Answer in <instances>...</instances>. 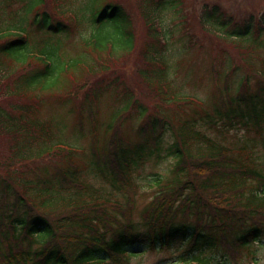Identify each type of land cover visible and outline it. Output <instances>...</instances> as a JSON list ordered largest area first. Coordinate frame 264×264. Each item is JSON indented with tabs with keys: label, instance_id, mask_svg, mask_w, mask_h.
Here are the masks:
<instances>
[{
	"label": "trees",
	"instance_id": "trees-1",
	"mask_svg": "<svg viewBox=\"0 0 264 264\" xmlns=\"http://www.w3.org/2000/svg\"><path fill=\"white\" fill-rule=\"evenodd\" d=\"M50 1L0 0V264H133L164 252L151 264H264V172L251 165L256 159L247 147L228 149L198 128V115L179 109L198 103L183 92L196 76L193 67L209 70L217 83L218 96H213L224 99L220 79L228 83L231 72L220 69L241 60L248 73L237 84L242 94L227 105L212 102L214 115L226 117V126L237 125L235 120L256 126L264 138V13L238 19L219 6L204 5L195 12L182 7L183 0H139L135 9L134 0H125L134 5V25L122 5L104 6L109 0L100 5L78 0L86 4L78 16L61 7L64 0ZM26 13H32V24L45 37L40 53L26 28ZM172 15L173 27L166 31L164 23ZM80 24L86 34L74 53L64 57L63 36ZM174 30L185 35L180 61L169 59L167 52ZM189 51L207 52L210 64L203 56L202 63L187 60ZM31 61L37 65L28 67ZM167 61L173 65L165 66ZM75 72L80 74L72 79ZM82 77L85 83L72 95L93 115L100 113L106 92L115 90L132 102L120 104L110 97L119 117L107 128V147L98 155L97 167L88 164L90 171L128 189L143 179L146 161H162L165 154L174 160L164 175L168 181L154 179L155 196L139 222L121 201L78 184L81 149L58 134L63 118H41L46 97L72 100L71 85ZM250 81L255 93L247 87ZM143 86L157 95L154 106L161 113L139 104L136 87ZM134 105L141 128L131 146L124 144L122 121L132 117ZM167 105L183 114L168 119ZM167 120L172 134L163 153L157 133ZM93 143L98 145V137ZM48 167L60 184L42 178Z\"/></svg>",
	"mask_w": 264,
	"mask_h": 264
},
{
	"label": "rangeland",
	"instance_id": "rangeland-1",
	"mask_svg": "<svg viewBox=\"0 0 264 264\" xmlns=\"http://www.w3.org/2000/svg\"><path fill=\"white\" fill-rule=\"evenodd\" d=\"M102 0H97L96 4L100 5ZM192 0H185V8L188 9L190 5H188ZM201 2L207 3L209 6L220 3V7L226 12V15H230L233 17H238L239 19H245L248 18L250 14H254L255 18H258L259 14L264 13V0H200ZM52 4H55L52 0L50 1ZM195 3V2H194ZM21 4V3H20ZM86 4H81L78 0H64V2L61 4V7L71 10L72 15H77V11L79 10H85ZM13 7H16L14 5ZM85 12V16H86ZM26 28L28 32L30 33V38L33 39V46L39 51L40 53V43H43V39L45 38L43 36V33L39 32L32 24L31 16L32 13H26ZM78 16V15H77ZM54 17V16H53ZM72 17V16H70ZM55 18V17H54ZM58 18V17H57ZM56 22L57 21H63L61 19H53ZM71 22H74L71 20ZM76 26H72L71 33L69 36H63L62 44H61V55L64 57L70 56L74 53L75 47L81 39H78L79 36L82 35L83 30L82 26H78V28L74 31ZM172 26L169 25V27H165L166 30H169ZM73 32V33H72ZM194 33H197V27H195ZM73 34V36H72ZM48 37V36H47ZM66 37V38H65ZM71 39V45H67V42ZM78 39V41H77ZM77 41V43H76ZM177 41H180V36L176 37L173 42H175L171 48V51L174 49H178L182 43H177ZM222 46L225 47L224 43H221ZM79 47V46H78ZM171 53V52H170ZM186 59L191 61L192 63H202L205 59V64L209 65L210 60L207 52H204L202 56L194 51L188 52L186 55ZM38 57V56H37ZM63 57V60H64ZM178 60V58H175V61ZM14 64V62H11ZM33 64H36L34 61H31L28 67H31ZM37 65V64H36ZM235 67L239 69L236 74H233L231 78L230 85V92H229V85H227L223 79H220L219 87L222 92V90H225V93L222 94L224 99L221 97L218 99L217 97H214L217 93V83H213V81L210 78L209 70L205 68L198 69L197 67H193L196 76L193 78L192 81H190L189 84H186L183 87V92L193 97L198 103L196 105H181L179 107L180 110L188 112L189 115H198L202 116L205 113H210V115L213 118V122L211 124H203L202 130L206 134H208L209 137L214 138L216 141H218L221 144H224L228 149H232L234 147L240 146L244 141H249L253 146H255V154L252 156L256 159V161H253L251 164L253 167L257 168L258 170H261L264 172V138H263V132L258 127H251V126H245L243 122L236 121L237 125L233 126H226V117L218 118L213 113V106L212 102H222L225 101L226 105L229 101V99H235L239 97L242 92H240L241 87H237V84H243V80L241 79L242 76L247 75V72L245 70L244 63L239 60L236 62ZM32 69V68H31ZM220 69V68H219ZM225 70V66H223L222 69H220L221 73H223ZM28 71V70H27ZM80 73L75 72L70 75V77L73 79L74 76L79 75ZM206 74V77L203 78V75ZM187 73H185V70L182 72V77H185ZM227 76V74H226ZM202 78V79H200ZM234 81V82H233ZM127 83H129L127 81ZM70 84V81H69ZM129 86H132L130 83L126 84ZM244 86V85H243ZM251 89V92L256 91V86L253 81L249 82V85L247 86ZM137 98L139 101H141L144 105L153 107L152 111L154 113H161L160 110L154 106L157 95L152 92L151 89H148L146 86H143L141 88H137ZM229 92L230 94H226ZM64 93V92H63ZM87 93V92H86ZM83 93V94H86ZM82 94V95H83ZM114 94L111 95V98L114 100ZM218 96V93H217ZM106 95L101 100V102H104L106 99ZM76 97H73L72 100H68L70 102H74V106L79 105V101L75 100ZM118 98V101L120 104H128L130 105L132 102L128 101L126 99L125 94L120 95ZM113 109L110 114H108L109 110L111 108H103L102 114L100 116V119L103 120V123H100L97 125L96 123H92L89 119V117H93L95 120V115H93V112L91 109L85 105V119L80 120L78 119L77 115L72 112L70 113V109L72 108V105L68 103L67 101L61 102V100L57 96H48L46 97L45 103H44V110L42 112L41 118L53 120L56 115H60L59 118H63L61 124V133L60 137L63 140H68V142L74 146H78L79 152L77 154L76 162L78 163L81 175L78 184L86 185L88 187H92L95 190L99 192V194H102L103 196L108 199H112L114 201H121L123 203V206H128L132 209L131 211V217L135 222L141 221L143 218V214L147 207L150 205L151 201L153 200L155 196L156 187L153 186L154 179H159L160 177H164L163 174L169 172L174 167V160L168 156L165 157V159L162 162H157L156 160H150L148 164H145L144 169L141 171L140 177L143 179L141 181H135L134 184H132L131 188L125 189L123 187H120L118 184L112 185L111 181H102L100 178L94 177L96 175L93 171H90L88 169V165L85 159V154H87V159L89 163L97 167V161H98V155L103 153L104 146L107 147V142L110 139V133H106V130L108 127L112 126L113 122L119 117L120 111L118 109L115 110L114 106H112ZM102 108V107H101ZM167 111L168 117H174L176 114H183L180 111H178V108L174 105H167L163 107ZM222 109L224 107H221ZM133 116L135 117V112L133 113ZM186 117V116H185ZM97 120H99V117L97 116ZM166 124V123H165ZM164 124V125H165ZM113 127V126H112ZM116 128V125H115ZM141 128V121L135 120V126H132L131 124H125L123 126L124 129V137L126 141L125 144H128L130 142L132 145L135 144L137 141V137L139 134ZM114 129V128H113ZM160 134L159 137L163 139V153H167V148L170 141V135L169 133H165L164 131L159 130ZM167 131V129H166ZM84 137H79V135H84ZM99 139L98 145L92 144V140H95V138ZM2 143L0 142V148L2 147ZM195 150V148L193 147ZM44 169V168H43ZM46 173L43 175L45 176H54V170L51 167H48L46 170ZM43 178V177H42ZM165 181H168L169 178L166 177ZM58 180L55 179V182ZM156 259V256L154 255H148L144 257L141 260L135 259L133 261V264H150Z\"/></svg>",
	"mask_w": 264,
	"mask_h": 264
}]
</instances>
